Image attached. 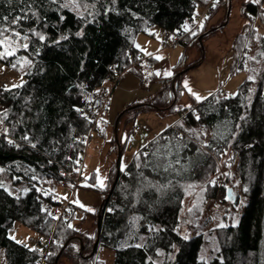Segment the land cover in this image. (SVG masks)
<instances>
[{
	"label": "trees",
	"instance_id": "1",
	"mask_svg": "<svg viewBox=\"0 0 264 264\" xmlns=\"http://www.w3.org/2000/svg\"><path fill=\"white\" fill-rule=\"evenodd\" d=\"M208 1L78 0L81 7L73 9L61 6L65 0H0V28H9L5 35L15 30L28 36L21 43L29 44L27 51L18 48L16 56L0 63L12 68L21 57L33 62L23 70L19 64L12 68L23 73L22 87L0 92L2 113H7L3 124L16 141L9 144L8 137L0 135V167L9 172L14 186L27 185L19 199L0 186V264H36L42 256L43 247H25L10 238L16 224L46 241L54 238L48 264L55 263L60 253L69 254L74 264H94L102 249L113 253L112 264H264V36L255 31L247 44L244 33L249 25L234 44L233 72L248 74L238 93H216L182 111L175 128L184 137L168 129L135 155L124 171L118 170L116 187L112 189L114 180L106 192L109 209L102 207L97 239L86 242L68 227L72 200L59 217L58 193L41 189L47 182L75 188L69 176L81 179L76 165L83 160L87 148L83 140L91 132L89 97L110 82L114 87L107 89L112 95L124 73L153 60L135 48L134 39L154 27L164 30V35H179L185 25L189 29L195 25L197 4ZM244 12L255 17L259 8L248 3ZM14 19L19 23L13 24ZM37 33L45 36L43 42ZM63 36L68 39L61 40ZM203 36L174 46L164 37L162 49L186 47ZM251 48H255L252 53ZM144 81L146 87L149 83ZM164 82L163 91L140 110L174 112L180 76ZM208 131L216 159L230 155L228 162L237 164L240 184L248 189L243 204L237 194L233 204L227 201L241 209L236 224H227L222 216L224 228L208 229L204 217L217 194L219 170L216 160L193 140L203 141ZM25 136L29 140L22 139ZM199 187L203 188L197 203L190 208L187 205ZM77 239L82 254L73 248ZM88 249L91 255L85 256Z\"/></svg>",
	"mask_w": 264,
	"mask_h": 264
},
{
	"label": "rangeland",
	"instance_id": "2",
	"mask_svg": "<svg viewBox=\"0 0 264 264\" xmlns=\"http://www.w3.org/2000/svg\"><path fill=\"white\" fill-rule=\"evenodd\" d=\"M201 12L202 10L198 8L197 14L201 15ZM249 20L241 14V9L236 4L230 6V8L228 3L222 4L215 8V11L202 22L200 33H203L204 36L201 43L196 40L186 47L177 45L164 50L166 51L165 56L173 62L175 74H172V76L178 77L183 72L180 75L181 87L178 100H174V112L142 111L138 108L145 103H151L166 86L163 80L156 78L152 80L150 78L153 83L144 87L143 80L148 79L149 75L139 77V69L129 70L126 73V76L137 77V83L117 84L113 89L111 97L113 102L109 103L104 113V121L99 122L97 129L93 131L90 139L87 140V148L83 155V169L80 172L81 179L76 190L70 193L62 188V184L50 182L41 187L46 192L58 193L59 196L55 198L59 205L56 209L58 215L62 212L65 203L73 200L69 209L70 224L72 225L70 229L78 238L86 242L97 239V216L101 207H103L104 200L108 197L106 192L112 186V181L115 180L118 170L124 171L135 155L179 122L182 111L189 109L195 103L205 102L216 93L227 96H235L238 93L240 87L247 80L248 74L247 72H233L234 44ZM256 31L264 36V24L261 20L256 23ZM163 40L164 30L154 27L147 34L138 35L134 39V45L143 56H147L153 47H157L156 50L159 47L162 48ZM250 50V53H252L255 48ZM185 70L187 71L184 72ZM21 77H23V73L0 63V92L6 88H13L12 85L20 84ZM185 83L188 87H185ZM113 84L110 82L106 86L108 89H112ZM157 86H159L158 90ZM189 89H191V92ZM196 96L201 97V99L197 100ZM144 98H152V100L147 102L138 101L139 99L144 100ZM3 110L4 108L0 104V113ZM116 123H118L117 134H115ZM1 126H4V124H0ZM136 126L140 127L141 131L135 132ZM119 154L122 157L119 167H117ZM229 160L230 155H227L222 159L218 158L216 161L219 170L215 179L218 188L217 194L207 204L204 215L209 224L208 229L211 227L219 228L221 223L224 224L225 220L222 219L224 215L227 224L231 225L238 222L241 206L232 208L227 204L228 189H233L235 197L236 194L241 195L242 204L245 202L243 194L245 187L240 184L237 164L232 165L228 162ZM0 170H2L0 171V186L7 193L18 196L27 190L25 184L14 186L9 178V172L5 168L0 167ZM101 182L104 187L100 186ZM222 182L224 183L223 187ZM202 188L199 187L194 190V199L190 200L188 207L191 208L197 203L196 197L198 191H201ZM220 188L225 192V201L222 202L217 201ZM228 203L233 204L229 201ZM81 204L84 205L83 208L80 207ZM88 208H91L92 211H87ZM12 236L15 237L14 241L18 240L21 242L20 244L33 248L40 241L46 242L45 239L40 238L29 228L19 224H16L15 228L11 230L10 237ZM72 242L75 245L73 248L77 251L80 250L82 254L81 241L77 239ZM90 252V249H88L85 256L91 255ZM99 260L104 261L106 264H112L114 255L112 252L102 249L94 258L95 263ZM49 264L55 263L50 262ZM57 264H74V260L69 254H64L61 255Z\"/></svg>",
	"mask_w": 264,
	"mask_h": 264
},
{
	"label": "built area",
	"instance_id": "3",
	"mask_svg": "<svg viewBox=\"0 0 264 264\" xmlns=\"http://www.w3.org/2000/svg\"><path fill=\"white\" fill-rule=\"evenodd\" d=\"M223 2H225V0H209L208 3L206 4H197L198 8H200L202 10L201 15L197 14L196 16V22L195 25L190 28V31H185L183 30L179 35L175 36L172 33H168L166 32L164 37H165V41L170 44V45H175L176 43H185L188 41L189 38H196L198 37L199 33L201 32V26H202V22L209 16L211 15L214 11L215 8L217 6H220ZM216 6V7H215ZM243 16L248 17V13L247 12H243ZM259 16H257L255 19L251 20L249 27L247 28V30L244 33V38L246 40V43L248 44V42L250 41L252 34L256 31V23L258 22V18ZM195 33V35H193L192 33ZM246 44V45H247ZM149 80L145 79L144 84H148ZM110 96H111V91H109L107 88H101L96 94L91 95L88 99V111H87V118L89 119V121L91 122V132L89 134V136L87 137V139H84L83 142L87 143V140L90 139L91 134L93 133V131H95L96 127L98 126L99 122L104 120V113L107 109L109 100H110ZM200 117V115L198 113L195 114V118ZM6 128L7 129V136L8 139L9 138V131L8 128L4 125L0 127V130ZM170 129L175 130L179 133L180 137H184L183 133L179 132L176 128L175 125H173ZM140 127H136L135 128V132H139ZM0 135H3V132L0 131ZM213 135L211 131H208L205 134V137L203 139V141H197V140H193V142L199 146L202 150H204L205 152H207L208 154H210L216 161V150L214 149H210V143H211V139H212ZM14 142H16L14 139H11ZM76 169L77 171H79V173L82 171L83 169V160L80 161L79 163H77L76 165ZM81 175V173H80ZM70 180L73 182L74 187L76 188L80 182V176H74V175H70L69 176ZM224 182V181H223ZM222 184V187L224 185V183ZM119 183H122V179L119 180ZM62 188L68 192H74L75 188H71L69 187L66 183L62 184ZM109 197H107L102 206L104 208L109 209ZM225 199V192L223 191V189H219L218 195H217V201L218 202H222ZM68 206V202L65 203L64 208L62 209V212L60 213L59 217H62L65 213V210ZM55 245V240L53 237H51L48 241H46L45 243L40 241V243H38L36 247L38 246H42L43 247V252H42V256L40 257V259L37 261L36 264H48L47 262V258L50 255V253H52V247Z\"/></svg>",
	"mask_w": 264,
	"mask_h": 264
},
{
	"label": "snow or ice",
	"instance_id": "4",
	"mask_svg": "<svg viewBox=\"0 0 264 264\" xmlns=\"http://www.w3.org/2000/svg\"><path fill=\"white\" fill-rule=\"evenodd\" d=\"M53 3H56L57 0H52ZM253 3H256V4H260L261 3V0H252ZM113 3H115V0H113ZM69 5H71V7L73 9H78L81 7V4L78 3V0H65V2L61 5L62 7H69ZM107 11H112V9H108ZM81 19H84L83 16H81ZM13 24H18L19 23V20L18 19H14ZM184 30L187 32V31H190V29L188 28L187 25L184 26ZM9 32V28L7 27H4V28H0V48H2L3 50L0 51V60H4L6 58H9V57H14L16 56V53H17V49L18 48H22L23 50L27 51L29 49V44L24 42V43H21V41H26L28 39V36H22L20 32L18 31H15V30H12L11 31V35H5V33H8ZM193 35H195V33L193 32L192 33ZM39 36V40L40 41H44L45 40V36L44 35H39L38 33L36 34ZM78 36H82L83 35V32H78L77 33ZM13 37H15V39H13ZM61 40H67L68 37L67 36H63L60 38ZM55 43H60V40H57L55 41ZM37 55H39V52L36 53ZM261 55H264V53H262ZM157 59H159V57H157ZM32 60L30 59H27L25 57H21V58H18L16 59V61L14 63L11 64V67L13 69H15L17 67V65L19 64L20 67H21V70H23L24 66L27 65L29 67L32 66ZM157 75H159V73H157ZM167 75H172L171 72H168ZM24 84V81H23V77H21V83L18 84V85H12L11 87L13 88H17V87H22ZM185 87H188L187 83H185ZM5 90H10L8 88H6ZM189 91L191 92V89H189ZM193 95H195V93H193ZM196 99L197 100H200L201 97L199 96H196ZM7 118V113H0V124L3 123V120ZM199 117H197L198 119ZM244 117H241V119H243ZM3 132V134L5 136H7V129L4 128L2 130H0ZM22 139L24 140H29V137L25 136V137H22ZM8 143L9 144H14V141L9 139L8 140ZM18 147V145H16ZM31 146L33 148L36 147V144H31ZM226 154V153H225ZM2 171V170H0ZM165 171H167V169H165ZM214 183V182H213ZM101 187H104L103 183L101 182ZM244 191L247 192L248 189L247 188H244ZM11 195V193H9ZM17 199H19V197L17 196ZM80 207H84V205H80ZM87 211H92L91 208H88L86 209ZM111 211V210H110ZM69 228L72 227L71 224L68 225ZM219 227L221 228H224L225 225L223 223H221L219 225ZM151 230V229H150ZM11 239L15 240V237L12 236L10 237ZM185 239H187V236L184 237ZM16 243H21L20 241H16ZM25 247H27V245H25ZM136 247H141V245H136ZM172 247L175 249L176 248V245H172ZM32 251H36L35 249H31ZM163 253H161L162 255ZM51 255V253H50Z\"/></svg>",
	"mask_w": 264,
	"mask_h": 264
},
{
	"label": "crops",
	"instance_id": "5",
	"mask_svg": "<svg viewBox=\"0 0 264 264\" xmlns=\"http://www.w3.org/2000/svg\"><path fill=\"white\" fill-rule=\"evenodd\" d=\"M227 3L229 5V8H230V6H234V4H236L237 7L241 9V14L242 15H243V12H244V7L248 3L254 4L255 6H257L259 8V14H258L259 17L257 19H258V21L261 20L263 22V18H264V0H261V3L260 4L253 3L252 0H228ZM247 13H248V17L247 18H249L250 20L245 24V27L243 28L242 32L244 31V29L246 28V26H248L250 24L251 20H253V19H255L257 17V16H255V17L252 16L249 12H247ZM162 45H163V42H162ZM156 48L153 47L152 48V51L149 52L147 54V56L144 55L145 58H152L153 60L150 61L149 63H148V61L142 62L141 63V66L139 68L138 74H139V77L140 76L142 77L143 75L148 74L150 78L152 76V78L154 77L156 79L165 81L167 78H169V77L172 76V75H170V76L167 75L168 72H171L172 74H175L174 73V68H173V62L171 61V59H169L168 57L165 56V52L166 51H164V49H162L163 47L162 48L159 47L158 50H156ZM157 57H159L158 60L156 59ZM157 73H159V75H157ZM152 80H154V79H152ZM134 82L137 83L138 82V78L135 77V76H131V77L126 76V73H125L121 77V79L119 80L118 84L119 85H122V84L123 85H127V84H131V83H134ZM151 83H153V82L150 81V83L148 85H151ZM158 89H159V86H157V90ZM111 97H112V95H111ZM111 97H110L109 103L110 102L111 103L113 102L112 99H111ZM152 98H144V100H140L139 99L138 101L147 102V101L152 100ZM109 103H108V105H109ZM139 131H141V129Z\"/></svg>",
	"mask_w": 264,
	"mask_h": 264
},
{
	"label": "water",
	"instance_id": "6",
	"mask_svg": "<svg viewBox=\"0 0 264 264\" xmlns=\"http://www.w3.org/2000/svg\"><path fill=\"white\" fill-rule=\"evenodd\" d=\"M198 41L201 43V41H202V37H200V38L198 39ZM187 70H188V69H187ZM187 70H185L184 72H186ZM181 74H183V72H182ZM181 74H179L178 76H180ZM117 127H118V123H116V125H115V134H117ZM120 158H121V155L119 154V156H118V160H117V167H119ZM118 178H119V173H118L117 176H116V179H115V181H114V184H113L112 189H114V188L116 187V184H117V180H118ZM233 192H234L233 189H228V190H227V199H228V201H229L230 203H234L235 200H236V197H235V195H234ZM101 210H102V207H101V209H100V211H99V215H98V218H97V228H98V232H99V227H100V212H101ZM61 255H62V253H60V254L58 255V257L56 258L55 264H57V261L59 260V258L61 257Z\"/></svg>",
	"mask_w": 264,
	"mask_h": 264
}]
</instances>
